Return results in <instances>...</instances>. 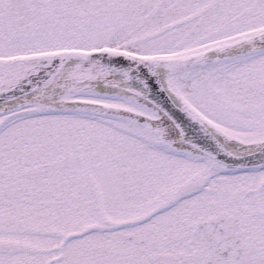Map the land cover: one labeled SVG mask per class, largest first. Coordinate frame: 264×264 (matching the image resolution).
I'll return each mask as SVG.
<instances>
[{
	"label": "snow or ice",
	"instance_id": "snow-or-ice-1",
	"mask_svg": "<svg viewBox=\"0 0 264 264\" xmlns=\"http://www.w3.org/2000/svg\"><path fill=\"white\" fill-rule=\"evenodd\" d=\"M0 264H264V0H0Z\"/></svg>",
	"mask_w": 264,
	"mask_h": 264
}]
</instances>
